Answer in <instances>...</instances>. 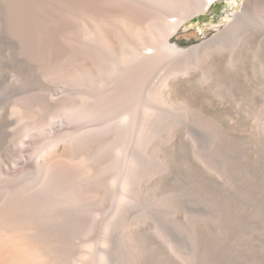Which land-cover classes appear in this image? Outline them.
Segmentation results:
<instances>
[{
	"label": "rangeland",
	"instance_id": "obj_1",
	"mask_svg": "<svg viewBox=\"0 0 264 264\" xmlns=\"http://www.w3.org/2000/svg\"><path fill=\"white\" fill-rule=\"evenodd\" d=\"M89 1L0 0V187L45 175L55 197L74 199L85 216L72 231L75 255L79 237L98 240L108 222L127 249L129 233L145 232L136 243L147 264H264V5L207 49L228 72L208 80L195 57L134 67L131 45L152 35L150 20L130 35L115 26L107 42L81 18ZM243 2H218L181 37L211 34ZM96 7L101 13L103 4ZM111 61L120 62L119 75ZM184 67L195 88L163 106L160 79L182 77ZM126 109L133 118L123 120ZM61 121L65 129L51 126ZM7 166L36 170L23 179L7 175Z\"/></svg>",
	"mask_w": 264,
	"mask_h": 264
},
{
	"label": "bare ground",
	"instance_id": "obj_2",
	"mask_svg": "<svg viewBox=\"0 0 264 264\" xmlns=\"http://www.w3.org/2000/svg\"><path fill=\"white\" fill-rule=\"evenodd\" d=\"M225 1L229 0H95L92 2V4H88L89 10L85 15L86 17L81 16V18H85L87 22L86 25H88L93 30V33L97 38H100L101 36V38H104L106 41H111L109 40V30H113L115 26L120 27V29H122L127 34L129 33L130 35L133 30L141 28L143 23H145V21L148 22L149 19L151 27L154 31L152 32V35L144 33L142 40L136 41L131 45V51L129 54L130 63H132L134 67L137 66L138 68L146 71L152 67L155 61L163 60L165 62L166 59H169L168 65L170 67L171 64L176 66L175 62H180V64H182L185 62L184 60L186 58L195 57L198 62H201L199 64H206L207 67L203 70V74L206 79L210 80L215 77L227 76L228 72H226V70L221 67V59L218 56H204L207 49L215 40H218L233 28L240 26V24L243 23V20L245 21L249 17V13L253 8H261L262 5H264V0H244V2L241 4L242 8L234 10L231 13V17L229 18L228 22L225 25L218 26L211 34H196L190 37L187 36L188 38L181 37V31L183 32L187 30L185 25L188 21L201 14L209 12L218 2ZM96 3L103 4L101 13H97ZM102 27H106L104 31L102 30ZM100 43L102 44V42ZM186 45L188 47H185ZM114 60H116V58H114ZM230 62H232V60ZM118 63L120 62H113V68H119ZM127 68L129 69V67H126V69ZM111 71L109 72L110 74ZM164 71L162 73H164ZM180 71L184 72L182 77H178L179 75L174 76L172 72L168 75H163L160 79L161 84L159 88L157 87L159 91L156 93H159L157 96L160 95L159 98H161V104H163V106L168 105L171 108L174 101H179L176 100V93L194 87L193 83L195 76L192 73L193 71H189L188 68L186 70V67L179 70V72ZM125 74L123 73V75ZM117 75H119L118 70ZM123 75L120 77L121 79L123 78ZM185 76L188 77L185 78ZM124 79L127 78H123V80ZM116 83H118L117 80ZM123 83H128L129 85V82ZM191 84H193V86ZM124 87H126V85H124ZM188 90L193 91L192 88ZM97 93L98 92L95 90V92L90 97V102L93 103L94 107H97V105L99 106L98 101L101 97ZM199 93L200 95L202 94L201 92ZM128 102H130V100ZM127 105L124 106L128 107ZM108 107H110V105H108ZM147 108L150 107L147 106ZM147 108L146 110L144 108V110L147 111ZM131 109L135 110L136 108ZM152 109L153 108H150L148 112H150V110L154 112ZM129 111L126 109V112L122 113V117H124L123 120H129V118L132 117ZM51 126L57 127V130L58 128L62 130L63 128L65 129L67 127V124L62 121L58 124L51 122ZM62 152L63 151L58 146L56 149V157L58 158ZM24 165H28L26 161H24ZM39 167L40 166H38V168ZM49 167L50 166H48V168ZM34 170H36V166H7L4 169L7 175H13L15 177L19 174L21 177L29 176ZM42 171L43 169L40 170V173ZM45 173L46 172H42L41 174L44 175ZM13 176L12 178H15ZM45 178L46 177L44 175L42 182L38 183V181L36 184H22L20 186L15 184L11 186L12 183L10 182L11 187L9 186L7 188L6 184L9 185V182H5L6 187H0V264H147V255L145 253L141 254L139 252L140 249L138 250L136 243L139 242L137 240L139 239V235L143 237L145 232L143 231L144 234H141L142 232L133 230L134 232L129 233L127 237L128 240L126 242H130V248L127 249L123 239L110 232L111 226L108 222L105 224L106 226L103 230L104 234L101 233L103 235H101L98 240H81L79 237L80 241L78 242L75 239L76 243H79L78 246L81 249L80 254L75 255L74 251L76 249L74 250L75 242L73 241V234L75 235L76 233L77 235V232L74 230L77 227L80 229L84 222L85 216L82 217L80 215L81 213L78 214V209L76 212L74 211L76 210V206L80 207V205H76L75 200L70 196H66V199L62 197L61 199H58V195H55L53 189L48 186L49 184H45V181H47ZM51 179L49 178V183H51ZM51 184H54V186L56 185V183ZM68 197H70V199H68ZM90 225L92 227L94 224L90 223ZM85 227L83 226L82 231H86ZM90 230H92V228L88 229L87 233ZM82 231L78 232L82 233ZM85 235L86 233L84 236ZM143 239H146V236H144ZM129 249L131 251L136 250V254L132 259H130L131 257L129 256V253H127V250ZM163 251H165L166 256L169 255L167 250ZM163 264L171 263L169 260H167Z\"/></svg>",
	"mask_w": 264,
	"mask_h": 264
}]
</instances>
